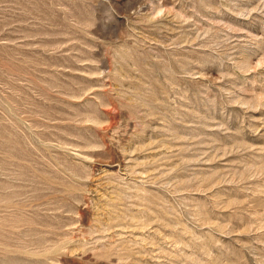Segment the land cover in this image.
<instances>
[{
    "label": "rangeland",
    "instance_id": "374dc122",
    "mask_svg": "<svg viewBox=\"0 0 264 264\" xmlns=\"http://www.w3.org/2000/svg\"><path fill=\"white\" fill-rule=\"evenodd\" d=\"M0 264H264V0H0Z\"/></svg>",
    "mask_w": 264,
    "mask_h": 264
}]
</instances>
